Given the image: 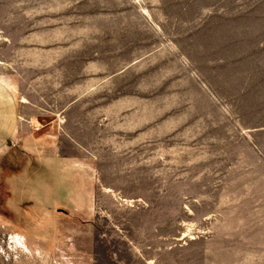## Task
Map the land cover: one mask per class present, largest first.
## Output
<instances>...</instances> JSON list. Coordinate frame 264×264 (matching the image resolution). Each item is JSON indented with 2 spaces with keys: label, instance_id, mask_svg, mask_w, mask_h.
I'll return each mask as SVG.
<instances>
[{
  "label": "rangeland",
  "instance_id": "1",
  "mask_svg": "<svg viewBox=\"0 0 264 264\" xmlns=\"http://www.w3.org/2000/svg\"><path fill=\"white\" fill-rule=\"evenodd\" d=\"M0 264H264V0H0Z\"/></svg>",
  "mask_w": 264,
  "mask_h": 264
},
{
  "label": "crops",
  "instance_id": "2",
  "mask_svg": "<svg viewBox=\"0 0 264 264\" xmlns=\"http://www.w3.org/2000/svg\"><path fill=\"white\" fill-rule=\"evenodd\" d=\"M47 161H52V162H54V160L53 159H48V160H46V161H43L44 163L45 162H47ZM43 162H41V163H43ZM55 162H57V161H55ZM41 163H40V165H41ZM61 168V170L63 171V173L65 174V178L68 180V182L71 184V179L69 178V173H70V170H69V168L68 167H66V166H63V167H60ZM26 180V179H25ZM26 184H25V181H24V183H23V186H25ZM73 189V188H72ZM75 194V192H73L72 191V195H69V198H68V200H67V204L70 206V207H72L74 210H78V205H77V201L75 200V197H73V196H75L74 195ZM36 202H38L37 200H36ZM43 211H45V210H43Z\"/></svg>",
  "mask_w": 264,
  "mask_h": 264
}]
</instances>
